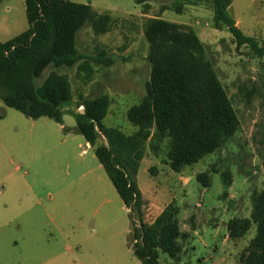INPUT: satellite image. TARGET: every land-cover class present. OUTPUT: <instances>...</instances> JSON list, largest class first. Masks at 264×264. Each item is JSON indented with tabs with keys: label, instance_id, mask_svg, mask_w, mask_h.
<instances>
[{
	"label": "rangeland",
	"instance_id": "1",
	"mask_svg": "<svg viewBox=\"0 0 264 264\" xmlns=\"http://www.w3.org/2000/svg\"><path fill=\"white\" fill-rule=\"evenodd\" d=\"M74 1L113 17L105 35L95 36L87 23L77 36L83 56L105 52L113 63L92 62L90 80L76 66H49L38 84L51 72L67 75L73 99L66 107L73 113L83 99L108 95L111 105L103 125L127 135L137 127L127 120L126 112L141 102L150 77L145 21L168 8L163 19L192 23L232 102L239 128L214 154L180 173L164 163L165 147L158 157L148 149L142 183L150 188L152 198L157 188L163 190L158 210L175 201L181 230L196 232L182 240L184 250L178 261L160 252L161 264H241L256 226L242 239L225 243L224 238L228 222L249 218L251 195L264 189V57L248 46H237L226 27L215 29L213 9L206 5L177 13V1L158 0L164 5L155 4L156 9L143 17L129 16L139 10L137 0ZM230 14L245 36L264 43V0H233ZM28 27L25 0H0V42ZM0 116V264H141L131 247V229L139 226L137 212L125 208L84 137L66 133L50 118H28L1 101ZM64 126H76L73 114L65 113ZM103 143L107 140L101 135L98 144ZM227 173L230 186L224 183ZM199 174L210 178L209 187L197 180ZM152 203L143 199L146 223L156 218L150 211Z\"/></svg>",
	"mask_w": 264,
	"mask_h": 264
},
{
	"label": "trees",
	"instance_id": "2",
	"mask_svg": "<svg viewBox=\"0 0 264 264\" xmlns=\"http://www.w3.org/2000/svg\"><path fill=\"white\" fill-rule=\"evenodd\" d=\"M151 0H137L144 12ZM175 11L181 13L185 0H176ZM210 3L215 29L226 27L237 46H248L258 57H264V43L245 36L230 14L233 0H188L189 4ZM28 29L6 42H0V101L33 120L47 117L63 124L64 108L72 101L69 77L51 72L42 83L38 79L44 70L77 67L93 75L92 62L110 66L113 61L101 52L83 56L77 48V36L90 23L97 37L110 31L114 21L110 14H97L91 5L73 0H25ZM148 42L147 60L150 77L146 94L139 104L126 112L127 120L137 130L127 135L118 128L105 127L111 99L101 95L83 99V113H76V127H64L84 137L94 148L124 206L135 210L139 226L131 229L132 251L141 264H161L160 252L178 260L182 253L180 240L187 238L180 229L179 207L169 203L152 224L143 220V197L136 176L141 162L149 151L159 156L166 149L164 163L180 173L214 154L239 128V118L217 75L213 63L206 56L204 43L198 34L185 25L161 18H150L144 24ZM2 117L0 116V119ZM107 144H98L100 136ZM197 180L204 187L210 178L199 174ZM225 185L231 177L224 175ZM249 218H235L228 222L230 240L244 238L253 225L256 233L242 253L241 264H264V189L251 195Z\"/></svg>",
	"mask_w": 264,
	"mask_h": 264
},
{
	"label": "crops",
	"instance_id": "3",
	"mask_svg": "<svg viewBox=\"0 0 264 264\" xmlns=\"http://www.w3.org/2000/svg\"><path fill=\"white\" fill-rule=\"evenodd\" d=\"M74 1V0H73ZM174 1H176V0H172L171 2H174ZM158 2V0H151L150 2H149V5H150V9L147 11V12H144V10H143V7H142V5H139V4H137L138 6H139V10L136 12V14H132V15H129V16H143V17H147V15H148V13H149V11H151V10H153V9H156V7H155V4H159V3H157ZM182 2H184V7H183V9H182V12L181 13H184V12H187L188 10H191V11H193V10H199V9H201L202 7H203V5H206V6H208V7H210L211 9H212V6H211V4L210 3H207V2H198L197 4H196V2L195 3H191V4H189V2H188V0H185V1H182ZM232 4H233V2H232ZM164 4H159V6H163ZM231 7H232V5H231ZM231 9V8H230ZM159 10H161V7H159ZM169 9L168 8H166V10H164L163 12H162V14H159V15H157V16H154V17H151V18H161V19H163V17L164 16H166V13H167V11H168ZM159 13V12H158ZM126 17H128V16H126ZM125 17V18H126ZM113 18V17H112ZM148 19H150V18H148ZM163 20H165V19H163ZM166 21H168V20H166ZM236 21V20H235ZM170 22V21H169ZM174 23V22H173ZM177 24H180V25H185V26H190V27H192V29L194 30V28H193V26H192V23H190V22H177ZM236 24H237V26L239 27V24H240V22L239 21H236ZM79 108L80 109H78V111H77V113H83L82 111L84 110V107L82 106V105H80L79 106ZM65 113H71V114H73L74 116H75V114L76 113H73V112H70V111H68V107H65V109H64V115H65ZM63 128L64 127H66V126H64V116H63V124H60ZM76 126H72V127H70V129H74ZM68 128V127H67ZM71 133H75V132H71ZM70 133V134H71ZM69 134V135H70ZM77 134V133H76ZM104 144H106V143H104ZM87 146H90V144L89 143H87ZM144 160V159H143ZM142 166H143V161L141 162V165H140V169H139V172H138V174H137V176H136V180H137V184H138V187H139V189H140V191H141V193H142V197H143V199L145 200H152V204H151V206H152V209L150 210V211H152V213H156L155 215H156V218L159 216V214L163 211V209L171 202V201H168L167 203H165V205L164 206H162L161 208H160V210H158L157 208H158V205L156 204V203H159L160 202V198H161V196H160V192L161 191H163L162 189H160V188H157L158 190H156L157 191V194H156V196H155V198H152L151 196H150V193H149V191H150V188L148 187V186H145L143 183H142V176H143V171H144V169L142 170ZM156 183L158 182V181H155ZM159 183V182H158ZM161 185V184H160ZM128 210V209H127ZM129 211V210H128ZM155 218V219H156ZM155 219L153 220V222L155 221ZM145 222V221H144ZM153 222H151V223H147V224H152ZM146 223V222H145ZM181 229V228H180ZM182 231V233H185L186 235H187V238H185V239H191V235L190 234H195L196 232L194 231V228L192 229V232L191 233H188V231L187 232H184V229L183 230H181ZM231 242L232 240H230L229 239V237H228V233H227V235L225 236V238H224V242L225 243H227V242ZM180 242H181V244H182V240H180ZM182 247H183V245H182ZM183 248H182V252H183ZM182 254V253H181ZM181 254H180V257H181ZM179 257V258H180ZM179 260V259H178ZM177 260V261H178ZM175 262H176V260H175ZM201 264H206L205 263V261H201Z\"/></svg>",
	"mask_w": 264,
	"mask_h": 264
}]
</instances>
